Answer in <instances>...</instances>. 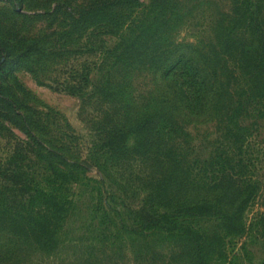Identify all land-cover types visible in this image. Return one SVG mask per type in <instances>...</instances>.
<instances>
[{"label":"trees","instance_id":"trees-1","mask_svg":"<svg viewBox=\"0 0 264 264\" xmlns=\"http://www.w3.org/2000/svg\"><path fill=\"white\" fill-rule=\"evenodd\" d=\"M0 1L7 4L0 16L1 75L8 62L3 59H43L61 49L52 36L31 37L18 27V21L34 16L17 8L25 10L35 0ZM178 3L151 0L144 6L141 0H44L43 14L39 15L56 22L60 30L73 29L83 36L92 29L97 38L107 35L117 40L111 49L100 47L106 70L102 79L107 81L99 83V88H104L99 95L107 98L109 92L113 93L114 111L127 115V107H123L126 102L118 96L132 86L136 76L147 73L154 81L153 92L136 121L145 148L152 143L151 127L157 124L161 128L157 132L161 141L157 154L165 170L158 192L162 197L149 202L150 210L134 212L130 218L133 226H124L130 236L143 239L138 256L142 255L145 264H210V255H217L216 250L223 252L226 237L244 233L245 209L261 195L263 186L249 174L243 156L264 121V0H232V17L207 44L174 38ZM8 91L1 82L0 126L17 130L23 138L17 140L10 159L0 162L4 181L0 192L15 199L14 206L5 207L0 218L6 225L24 227L25 232L51 239L68 214L66 195L60 189L63 186L68 192V187L86 181L91 165L69 147L67 141L74 137L68 123V128L58 125L50 129L44 112L9 96ZM208 114L216 115L224 125L230 144L239 152L235 156L242 157L233 164L234 159L227 155L215 164L221 169L217 171L219 178L210 182L202 177V170L197 172L189 165L184 170L182 156L174 149V129L186 130L180 127L186 119ZM129 129L114 127L104 146L125 149L118 140ZM145 154L148 157L152 153ZM30 157L43 171L41 180L39 173L27 171ZM44 174L49 177L43 178ZM183 188L195 196L200 191H222L223 196L235 200L234 210L220 214L216 205L180 203L168 197ZM213 220L220 225L210 236L201 223ZM154 243L166 247L168 253H156Z\"/></svg>","mask_w":264,"mask_h":264},{"label":"rangeland","instance_id":"rangeland-1","mask_svg":"<svg viewBox=\"0 0 264 264\" xmlns=\"http://www.w3.org/2000/svg\"><path fill=\"white\" fill-rule=\"evenodd\" d=\"M150 1L141 0V3L147 6ZM179 1L173 34L179 41L207 44L232 17V0ZM42 4L44 0H35L25 10L18 7L19 12L34 16L18 21V27L31 37L52 36L61 49L43 59L30 56L20 60L15 56L1 60L8 62L4 74H0V83L8 88L9 96L44 112V121L50 129L55 130L58 125L67 127L68 123L74 137L67 141L69 147L91 167L86 181L68 187V192L60 186L59 192L66 195L63 197L69 205L68 214L51 239L25 232L24 227L6 225L0 218V264H145L140 259L142 255L138 256L143 239L130 236L124 226H133L130 218L134 212L142 208L150 210L149 202L162 197L158 192L163 187L165 170L157 154L161 142L157 132L161 128L157 124L151 127L152 143L145 148L136 121L153 92L154 81L147 73L136 76L132 86L124 88L118 96L126 102L123 107H127V115L124 111H114L113 93L109 92L107 98L99 95L100 89H104L99 88V83L107 81L102 79L106 70L100 47L111 49L117 40L107 35L97 38L92 29L83 36L73 29L60 30L56 22L39 16L43 14ZM6 5L0 1V16ZM215 116L190 117L180 124L186 130L174 129L177 142L174 149L182 156L181 166L184 170L188 165L197 168V172L202 170V177L208 182L219 178L217 171L221 169L215 164L227 155L234 159L233 164L242 158L235 156L239 152L230 144L224 125ZM124 126L130 129L118 142L126 148L105 147L109 132ZM9 129L0 126V162L3 163L14 153L17 140L23 138L17 130ZM254 135L251 144L244 148L243 157L249 174L263 183L261 195L245 209L244 233L226 237L223 252L216 250L217 255H210V264H264V121ZM146 151L152 154L147 157ZM30 160L26 163L27 171L39 173L41 180L43 171L36 167L33 157ZM44 177L47 179L49 175ZM3 182L0 177V186ZM193 195L183 188L181 193L173 192L168 197L180 203L199 201L216 205L215 210L220 214L234 210L235 200L223 196L222 191H200L198 196ZM14 201L13 196H2L0 192V214L5 207H13ZM219 225L214 220L201 223L210 236ZM152 245L158 254L169 251L158 244Z\"/></svg>","mask_w":264,"mask_h":264}]
</instances>
